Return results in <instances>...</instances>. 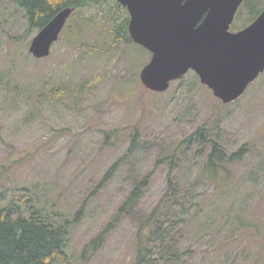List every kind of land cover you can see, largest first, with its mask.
Returning a JSON list of instances; mask_svg holds the SVG:
<instances>
[{"label":"rangeland","instance_id":"374dc122","mask_svg":"<svg viewBox=\"0 0 264 264\" xmlns=\"http://www.w3.org/2000/svg\"><path fill=\"white\" fill-rule=\"evenodd\" d=\"M263 9L244 0L229 31ZM126 18L116 0H89L35 59L39 30L16 0H0V206L31 200L67 221L54 264H133L139 227L168 194L144 243L152 264H264V72L229 105L191 71L150 92L139 79L150 52L113 35ZM210 142L243 151L213 180ZM143 180L136 205L88 248Z\"/></svg>","mask_w":264,"mask_h":264},{"label":"water","instance_id":"95a60500","mask_svg":"<svg viewBox=\"0 0 264 264\" xmlns=\"http://www.w3.org/2000/svg\"><path fill=\"white\" fill-rule=\"evenodd\" d=\"M130 17V40L151 59L140 73L142 86L163 93L189 71L223 105L237 101L264 72V9L246 28L229 31L244 0H116ZM61 9L32 38L35 59L50 50L74 12Z\"/></svg>","mask_w":264,"mask_h":264},{"label":"trees","instance_id":"16d2710c","mask_svg":"<svg viewBox=\"0 0 264 264\" xmlns=\"http://www.w3.org/2000/svg\"><path fill=\"white\" fill-rule=\"evenodd\" d=\"M24 10L25 16L32 30L42 29L61 9L73 7L80 9L89 0H16ZM119 7V5L117 4ZM125 9V8H124ZM128 19L122 21L114 29L113 35L125 43H132L127 35ZM122 36V37H120ZM123 38V39H122ZM196 136L202 137V133ZM243 151L227 155L216 142H210V152L207 155L206 175L213 180L218 172L225 171L226 164L237 161ZM116 168L113 165L102 182L108 180ZM147 186V181L137 183L125 202L119 208L112 221L107 225L105 231L94 239L88 248L97 250L103 241V235L109 232L119 221L122 214L133 208L142 196V189ZM167 191H173L172 181L168 180ZM165 194L154 211L141 223L138 231V248L136 259L133 264H152L144 254L146 239L151 234V225L157 212L163 210V204L168 201ZM68 223L58 222L50 214L44 212L31 200H19V202L6 203L0 206V264H54L61 258L68 244Z\"/></svg>","mask_w":264,"mask_h":264}]
</instances>
